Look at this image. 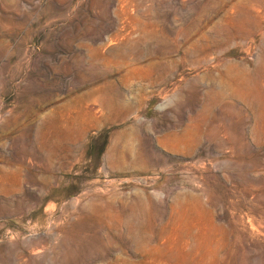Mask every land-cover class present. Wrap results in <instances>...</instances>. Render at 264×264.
<instances>
[{
	"label": "rangeland",
	"instance_id": "374dc122",
	"mask_svg": "<svg viewBox=\"0 0 264 264\" xmlns=\"http://www.w3.org/2000/svg\"><path fill=\"white\" fill-rule=\"evenodd\" d=\"M0 264H264V0H0Z\"/></svg>",
	"mask_w": 264,
	"mask_h": 264
}]
</instances>
